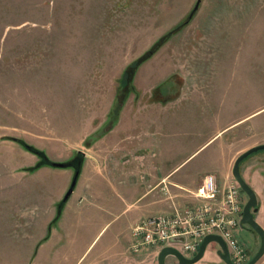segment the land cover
<instances>
[{
    "label": "rangeland",
    "instance_id": "1",
    "mask_svg": "<svg viewBox=\"0 0 264 264\" xmlns=\"http://www.w3.org/2000/svg\"><path fill=\"white\" fill-rule=\"evenodd\" d=\"M197 3L0 0V264L60 263L51 246L61 215L50 202L60 196L67 173L72 177L66 193L74 178L69 168L25 171L39 159L4 139L24 140L57 163L87 152L86 138L108 129L124 71L189 16L188 25L138 68L128 87L135 92L123 106L124 123L140 131L150 125L152 135L142 140L153 139L155 152L172 158L176 177H200L216 168L221 143L211 141L213 94L228 98L221 109L226 121L264 108V0H201L195 10ZM125 94L119 95L121 103ZM258 115L264 118V110ZM256 130L251 126L249 144L261 139ZM262 157L264 151L244 160L242 175L244 169L264 167ZM145 204L140 200L136 206ZM127 206L105 229L97 221L85 241L89 251L78 263L67 264H88L116 228L139 215ZM79 207L86 211L87 203ZM126 233L124 241L132 243ZM244 235L238 229L239 241L249 250ZM157 257L125 262L158 264ZM166 264L178 261L170 257ZM197 264L224 263L211 246Z\"/></svg>",
    "mask_w": 264,
    "mask_h": 264
},
{
    "label": "crops",
    "instance_id": "2",
    "mask_svg": "<svg viewBox=\"0 0 264 264\" xmlns=\"http://www.w3.org/2000/svg\"><path fill=\"white\" fill-rule=\"evenodd\" d=\"M183 77L184 84L188 83L187 78ZM198 81L197 84L201 83ZM216 101L218 112L214 107ZM227 103L228 98H224L223 94L217 98L213 94L215 130L211 141L218 139L221 143L217 149V157L213 160L216 168L200 177L194 174L176 177L177 174L174 173L178 167L170 168L174 162L172 158L157 154L153 139L142 140L144 136L152 135L153 132L148 128L150 125H145L146 130L140 131L136 125L124 123L126 121L124 112L120 114L119 122L95 141L87 152L81 151L85 159L81 166L80 177L74 193L64 203L60 221L56 224L57 239L51 246L52 252L57 254L59 264L75 261L78 263L83 259L91 247L86 248L88 244L85 243L88 242L86 238L97 229V221L99 226L103 225L105 229L121 215L122 206L125 204L139 215L130 218L123 227L116 228L107 244L91 258L88 264H131L125 261L131 259L134 262L132 257L139 258V256L130 252L129 238L124 241V236L128 234L126 230L130 231L129 237L133 239L132 229L141 220L156 215H172L174 205L185 207L197 203L191 193L202 186L207 174L216 175L220 184L234 182L232 171L237 158L253 147L264 145V118H260L261 115L255 116L264 108L247 113L238 119L226 121L227 115L224 116L221 109L225 108ZM257 118L259 119L255 121ZM151 119L154 120V114ZM251 126L257 128L256 131L261 137L259 142L253 144H249L248 139ZM234 139L236 141H233ZM69 169L74 171V177L75 170ZM67 175V182L64 181L60 188V196L50 202L57 207L63 202V196L72 177L71 173ZM242 176L246 182L249 180V185L257 194L259 210L255 216L257 222L264 228V167L254 166L250 170L244 169ZM140 200H146V204L137 207L136 204ZM83 203H87L86 211L79 207ZM54 213L56 215L58 209ZM241 231L245 233L249 253L253 258L260 248V238L247 230L241 229ZM257 264H264V256Z\"/></svg>",
    "mask_w": 264,
    "mask_h": 264
},
{
    "label": "built area",
    "instance_id": "3",
    "mask_svg": "<svg viewBox=\"0 0 264 264\" xmlns=\"http://www.w3.org/2000/svg\"><path fill=\"white\" fill-rule=\"evenodd\" d=\"M241 192L235 181L220 184L216 175L207 174L202 186L191 193L197 203L185 207L174 205L172 215L149 217L134 226L130 252L139 257L158 256L163 248L172 247L192 259L203 240L214 235L226 242L233 264H248L252 256L236 235L246 204ZM211 246H216L218 251L216 243L207 248Z\"/></svg>",
    "mask_w": 264,
    "mask_h": 264
},
{
    "label": "water",
    "instance_id": "4",
    "mask_svg": "<svg viewBox=\"0 0 264 264\" xmlns=\"http://www.w3.org/2000/svg\"><path fill=\"white\" fill-rule=\"evenodd\" d=\"M200 2L201 0H198L195 10L199 8ZM260 151H264V145L253 147L242 155H240L235 161L232 171L234 181L239 185L241 190L247 196V202L244 206L242 218L240 220V229L247 230L256 234L260 238L261 242L258 252L253 256V258L248 264H257L260 259L264 256V228L257 222L255 218V214L258 212V197L253 188L245 181L244 177L242 176L241 164L248 157ZM51 166L58 169L73 168L75 170V175L70 189L68 190L63 199V203H66L72 196L76 188L81 173V164L76 168L71 163L52 162ZM179 240L182 241L183 239L181 238ZM211 243H216L219 247L217 254L224 264H233L230 259L229 250L226 242L223 240L222 237L214 235L207 236L203 240L198 254L192 259L186 258L177 249H174L172 247H165L158 253L157 262L158 264H166L167 259L173 257L178 261V264H197L204 258L207 247Z\"/></svg>",
    "mask_w": 264,
    "mask_h": 264
},
{
    "label": "trees",
    "instance_id": "5",
    "mask_svg": "<svg viewBox=\"0 0 264 264\" xmlns=\"http://www.w3.org/2000/svg\"><path fill=\"white\" fill-rule=\"evenodd\" d=\"M194 12H193V16H194ZM190 16L188 17V19L185 22L180 23L179 25H177L175 28H173L169 34H167L166 36H164L160 41H158L155 46L142 58L136 60L133 62V64L131 66L128 67V69H126L122 75V78L120 79L121 81V86L117 91L118 94V98H116L112 109L110 111L108 120L106 122V130H104L103 132H98L96 133V135H92L90 136L86 141V146L90 147L91 145L94 144L95 141H97L99 138H101L103 135H105L108 131H110L118 122H119V117L120 114L123 110V106L125 104V101L127 100V98L130 96L131 93L135 92V89L132 90H128V87L133 85V81L135 79L136 73L138 68L144 64L148 59H150L151 57H153L158 51L159 49L164 46V44H166V42H168L170 40L171 37H173L174 35L178 34L179 32H181L187 25H188V20H189ZM191 20V19H190ZM159 92H162V89H157ZM126 91V96L125 99L123 101V103H121L119 101V95L123 94ZM4 140H13L14 142L20 144L26 151L34 154L35 156H37L38 163L33 166V167H29L26 168L25 171L29 172V173H34L37 170L41 169L42 167L48 166V167H52L51 163L52 161L47 157L46 153L40 149H37L29 144H27L24 140H19V139H10V138H6ZM85 159V155L83 152L81 151H77L74 156L73 159L70 162H66V163H71L72 165H74V167H78L80 164L82 166L83 162ZM64 203L61 202L59 204L58 207V217H60L61 213H62V209H63ZM57 217V219H58Z\"/></svg>",
    "mask_w": 264,
    "mask_h": 264
},
{
    "label": "flooded vegetation",
    "instance_id": "6",
    "mask_svg": "<svg viewBox=\"0 0 264 264\" xmlns=\"http://www.w3.org/2000/svg\"><path fill=\"white\" fill-rule=\"evenodd\" d=\"M170 92H172V91H170ZM254 190V189H253ZM241 196H242V198L247 202V196L246 197H244V192L242 191L241 192ZM258 210H259V202H258ZM257 214V213H256ZM255 214V215H256ZM255 218H256V216H255Z\"/></svg>",
    "mask_w": 264,
    "mask_h": 264
}]
</instances>
